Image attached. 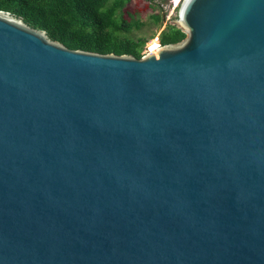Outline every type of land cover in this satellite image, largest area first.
Instances as JSON below:
<instances>
[{"label": "water", "instance_id": "water-1", "mask_svg": "<svg viewBox=\"0 0 264 264\" xmlns=\"http://www.w3.org/2000/svg\"><path fill=\"white\" fill-rule=\"evenodd\" d=\"M141 57L0 10V264H264V0H182Z\"/></svg>", "mask_w": 264, "mask_h": 264}, {"label": "trees", "instance_id": "trees-1", "mask_svg": "<svg viewBox=\"0 0 264 264\" xmlns=\"http://www.w3.org/2000/svg\"><path fill=\"white\" fill-rule=\"evenodd\" d=\"M130 0H0V10L20 17L29 26L70 49L141 57L145 43L157 34L160 45L178 42L185 34L165 20L160 9L150 18L155 30L148 36L135 35L144 25L123 8ZM164 27L161 29V26Z\"/></svg>", "mask_w": 264, "mask_h": 264}, {"label": "rangeland", "instance_id": "rangeland-1", "mask_svg": "<svg viewBox=\"0 0 264 264\" xmlns=\"http://www.w3.org/2000/svg\"><path fill=\"white\" fill-rule=\"evenodd\" d=\"M181 1L182 0H178L176 6H174V0H130L123 8V16L129 18L128 13H130L134 18H138L144 22V25L141 27V29L134 30V34L148 36L155 30L150 15L160 11V9L154 5H159L161 9L165 11V20L169 22L177 18L178 8ZM163 27L164 24L161 26V29ZM158 33L159 31H156L155 36H157ZM155 36L148 39L145 43V46L148 45L149 50H155L158 47V44L155 41Z\"/></svg>", "mask_w": 264, "mask_h": 264}, {"label": "built area", "instance_id": "built-area-1", "mask_svg": "<svg viewBox=\"0 0 264 264\" xmlns=\"http://www.w3.org/2000/svg\"><path fill=\"white\" fill-rule=\"evenodd\" d=\"M174 1H175V2H174V6H176L178 0H174ZM155 37L158 39L157 36H155ZM157 46H158V47L160 46L159 41H158V45H157ZM147 52H151V51L149 50L148 45H146V46L144 47V50L142 51V54L147 53Z\"/></svg>", "mask_w": 264, "mask_h": 264}, {"label": "bare ground", "instance_id": "bare-ground-1", "mask_svg": "<svg viewBox=\"0 0 264 264\" xmlns=\"http://www.w3.org/2000/svg\"><path fill=\"white\" fill-rule=\"evenodd\" d=\"M157 48H158V47H157ZM157 48H156V49H157ZM156 49H155V50L151 49L150 51L155 53V52H156Z\"/></svg>", "mask_w": 264, "mask_h": 264}]
</instances>
